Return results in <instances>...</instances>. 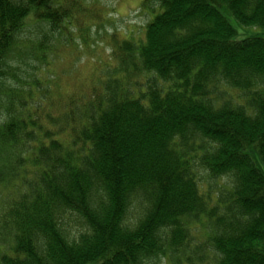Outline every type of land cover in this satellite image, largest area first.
Returning <instances> with one entry per match:
<instances>
[{"label":"trees","instance_id":"obj_1","mask_svg":"<svg viewBox=\"0 0 264 264\" xmlns=\"http://www.w3.org/2000/svg\"><path fill=\"white\" fill-rule=\"evenodd\" d=\"M94 2L0 0V264H264V0H139L143 37L54 97Z\"/></svg>","mask_w":264,"mask_h":264},{"label":"rangeland","instance_id":"obj_2","mask_svg":"<svg viewBox=\"0 0 264 264\" xmlns=\"http://www.w3.org/2000/svg\"><path fill=\"white\" fill-rule=\"evenodd\" d=\"M88 5V11L82 15L79 13L83 25L73 22L70 27L67 26L64 29L67 38L52 41V49H48L53 53L47 57L48 64L40 82L48 84V93L54 97L78 86L86 87L89 82L104 75L106 69L101 71L102 67L114 64L111 52L113 40L143 37L144 23L150 17L139 7V0H95ZM239 29L236 27L237 37L244 35ZM256 31L263 32L259 28ZM1 81L2 85L11 84L10 80ZM155 264H165L164 258L156 259Z\"/></svg>","mask_w":264,"mask_h":264}]
</instances>
